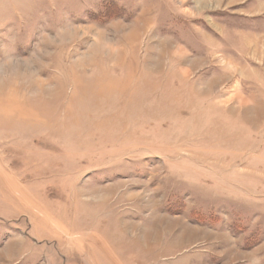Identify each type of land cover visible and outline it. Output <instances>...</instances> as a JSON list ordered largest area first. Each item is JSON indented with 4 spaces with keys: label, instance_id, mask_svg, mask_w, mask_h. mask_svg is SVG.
Returning <instances> with one entry per match:
<instances>
[{
    "label": "rangeland",
    "instance_id": "374dc122",
    "mask_svg": "<svg viewBox=\"0 0 264 264\" xmlns=\"http://www.w3.org/2000/svg\"><path fill=\"white\" fill-rule=\"evenodd\" d=\"M240 6L0 0V264H264V9Z\"/></svg>",
    "mask_w": 264,
    "mask_h": 264
},
{
    "label": "crops",
    "instance_id": "0c3cea01",
    "mask_svg": "<svg viewBox=\"0 0 264 264\" xmlns=\"http://www.w3.org/2000/svg\"><path fill=\"white\" fill-rule=\"evenodd\" d=\"M244 2H246V0H237V6L241 5L237 11L238 15L253 16L254 14L258 15L263 12L261 10L264 9V3L261 5L262 7H260L257 4V2H255V0L254 1L250 0L248 3H244Z\"/></svg>",
    "mask_w": 264,
    "mask_h": 264
}]
</instances>
